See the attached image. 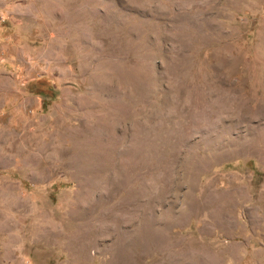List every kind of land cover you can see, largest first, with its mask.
<instances>
[{
	"label": "rangeland",
	"instance_id": "374dc122",
	"mask_svg": "<svg viewBox=\"0 0 264 264\" xmlns=\"http://www.w3.org/2000/svg\"><path fill=\"white\" fill-rule=\"evenodd\" d=\"M0 264H264V0H0Z\"/></svg>",
	"mask_w": 264,
	"mask_h": 264
},
{
	"label": "trees",
	"instance_id": "16d2710c",
	"mask_svg": "<svg viewBox=\"0 0 264 264\" xmlns=\"http://www.w3.org/2000/svg\"><path fill=\"white\" fill-rule=\"evenodd\" d=\"M49 90V93H43V92H39V94L41 96H48L49 99L53 98L54 97V93H55V90H53L52 88H48Z\"/></svg>",
	"mask_w": 264,
	"mask_h": 264
}]
</instances>
